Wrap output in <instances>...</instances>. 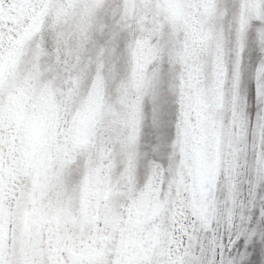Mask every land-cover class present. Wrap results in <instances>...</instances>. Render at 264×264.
Instances as JSON below:
<instances>
[{"label":"snow or ice","instance_id":"6c2138e0","mask_svg":"<svg viewBox=\"0 0 264 264\" xmlns=\"http://www.w3.org/2000/svg\"><path fill=\"white\" fill-rule=\"evenodd\" d=\"M0 264H264V0H0Z\"/></svg>","mask_w":264,"mask_h":264}]
</instances>
